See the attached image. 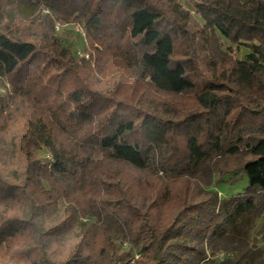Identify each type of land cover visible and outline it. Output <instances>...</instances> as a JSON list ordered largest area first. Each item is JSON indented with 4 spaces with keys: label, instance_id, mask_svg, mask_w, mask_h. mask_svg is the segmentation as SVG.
Here are the masks:
<instances>
[{
    "label": "trees",
    "instance_id": "16d2710c",
    "mask_svg": "<svg viewBox=\"0 0 264 264\" xmlns=\"http://www.w3.org/2000/svg\"><path fill=\"white\" fill-rule=\"evenodd\" d=\"M191 4L0 0V264H128L133 247L198 264L227 219L264 208V0ZM71 22L96 66L114 58L102 77L56 35ZM214 173L247 185L221 199L189 179Z\"/></svg>",
    "mask_w": 264,
    "mask_h": 264
},
{
    "label": "rangeland",
    "instance_id": "374dc122",
    "mask_svg": "<svg viewBox=\"0 0 264 264\" xmlns=\"http://www.w3.org/2000/svg\"><path fill=\"white\" fill-rule=\"evenodd\" d=\"M180 2L185 7L191 9V0H180ZM20 3L23 5L22 1H20ZM195 16L198 18L197 15ZM56 35L65 45L72 48V51L76 54V56H84L86 60L90 61V64L94 68L98 78L102 77L104 71L107 70L110 65H112L111 62H113L114 58L111 59V61L109 60L104 64H99L98 66H96L95 59L97 56L94 54L91 57L88 56L87 47L89 46V43L87 42L86 32L79 24L74 22L59 24L56 28ZM219 42L221 43L222 49L228 51L233 58L241 59L246 53L250 51V47L248 44H232L221 37H219ZM189 44L190 43H188V45ZM180 46V42L177 41V55H179L183 51ZM193 54L196 57L202 55L196 48ZM196 57H190V59H193L192 67H196L200 74L206 76L208 72H206V70L204 69L203 62H200L199 60L196 61ZM120 78H122V80L121 82L118 80V83L123 86L124 90H127V88L132 84V87H134L135 85L138 91L145 88L143 84L135 82V80H133L132 78H124V76ZM224 93L227 94L228 91ZM244 159L245 158L241 156L237 157L238 161H242ZM192 177L193 178H189L191 181L194 180L199 185L202 184L201 186L206 189L216 190L217 195L221 199L241 193L243 188L247 185V179L245 176L236 183L231 184L229 183V174L220 176L218 173H214L210 178V185H207L204 177L200 174ZM219 178H221L220 180H222V182L216 183L217 179ZM70 181L74 186L81 185L78 179L76 180L75 178H70ZM181 186L183 185H181L180 182L176 183L177 190L182 191L183 187ZM202 198L203 195L199 193L194 201ZM175 211L176 209L172 210L169 213L173 214ZM37 214L38 217L40 214V210H38ZM240 223H244V225L241 228H237L238 224ZM219 234H221L220 236L227 235L228 237H224L218 240L214 238L210 242H207V244L205 243L204 250L206 253V258L199 261L198 264H217L220 259L226 257L237 260V264H264V208H262L259 213L249 219V221L245 220V216L241 214H237L233 218L227 219L226 222H224V226ZM113 237L119 247V250L122 251L132 248L128 237L125 236L120 230L115 229L113 231ZM216 240L218 242H216ZM132 253H134V256L133 258H131L130 263L128 264H149V261L146 257L140 256V254L137 252L136 247L132 248ZM137 259H139V262H136Z\"/></svg>",
    "mask_w": 264,
    "mask_h": 264
}]
</instances>
